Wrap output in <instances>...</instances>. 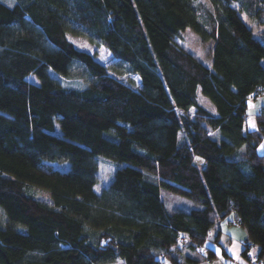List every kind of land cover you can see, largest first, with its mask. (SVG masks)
<instances>
[{"label":"trees","instance_id":"16d2710c","mask_svg":"<svg viewBox=\"0 0 264 264\" xmlns=\"http://www.w3.org/2000/svg\"><path fill=\"white\" fill-rule=\"evenodd\" d=\"M209 2L0 0V264L211 262L209 241L227 257L210 234L230 214L242 256L256 246L264 262V108L246 126L264 88V0ZM186 29L211 43L209 65ZM67 34L106 48L108 65ZM98 156L124 165L96 193ZM161 189L197 207L168 212Z\"/></svg>","mask_w":264,"mask_h":264},{"label":"rangeland","instance_id":"374dc122","mask_svg":"<svg viewBox=\"0 0 264 264\" xmlns=\"http://www.w3.org/2000/svg\"><path fill=\"white\" fill-rule=\"evenodd\" d=\"M7 5H11L13 0H1ZM201 2L207 6H209L210 2L209 0H201ZM255 29L257 26L252 20H247ZM181 44L183 47L192 53L199 61H201L203 64L209 65L211 60V43L202 41L194 32H192L190 29H186L181 34ZM67 39L79 50L88 52L90 54H93L95 59L100 62L102 65L107 66L108 63L111 60V54L110 52L102 47V46H96L91 43H89L85 38L81 36H75L71 34H67ZM58 76V75H57ZM59 77V76H58ZM36 80V78H33ZM134 83L131 84L133 87L139 86V78L138 76H133ZM121 80L124 83H128L126 78H121ZM36 82H38L36 80ZM62 84H64L68 88H77L81 89L83 88L86 83L83 80H62ZM197 100L200 105L205 107L208 111L214 112V107L212 103L203 96L200 92H198ZM251 106L248 110L247 117L249 120L254 119V112L252 111L253 107V101L250 102ZM246 121V125L249 128L252 124L250 121ZM249 124V125H248ZM55 133L57 135H60V131L58 127L56 128ZM261 150V146L259 147ZM194 162L197 164L200 162V159L198 157H194ZM54 167L66 170L69 168V163H59V162H53L52 163ZM97 182L94 185L93 189L96 193H99L103 188L107 187L108 184L111 182L115 170L124 165V163H119L117 161L111 160L109 158H106L104 156H98L97 157ZM33 195L43 201V202H49V194L47 191L39 189V188H33L32 189ZM160 197L163 202L164 207L168 212H172L175 210H183V211H189L191 209L196 208L197 206L193 204L190 200L181 197L176 194H172L166 190L161 189L160 190ZM235 217L233 214H230L226 219L220 221L212 230H211V237L210 240H212L217 233L218 228L221 230L220 234V244L221 246L228 251L233 259L232 264H238L235 257L240 252V247L242 243L247 240V235L245 229L238 223H234ZM234 224H233V223ZM8 225V221L6 219V216L3 212V210L0 207V227H5ZM208 243H211L210 241ZM215 250V249H214ZM257 247L252 246V252H256ZM227 260L223 258L220 254H215V256L212 258L211 262L202 261L200 264H226ZM114 264H120V263H114ZM165 264H169L167 261H165Z\"/></svg>","mask_w":264,"mask_h":264},{"label":"crops","instance_id":"0c3cea01","mask_svg":"<svg viewBox=\"0 0 264 264\" xmlns=\"http://www.w3.org/2000/svg\"><path fill=\"white\" fill-rule=\"evenodd\" d=\"M251 101H253V107H252V111L254 112V116L262 109V108H264V95H262V96H256V97H251L250 99H249V101H248V110L250 109V106H251V104H250V102ZM211 113H215V109H214V112H211ZM249 120V118L247 117V120L246 121H248ZM252 124L250 125V127L248 128L249 130H253V129H256V120H255V117H254V119H251V120H249ZM249 125V124H248ZM247 126V125H246ZM261 146V150H259L260 147ZM258 152L259 153H262V154H264V140H263V142L258 146ZM220 239V238H219ZM220 242V241H219ZM211 246H213L211 249L212 250H214V252L216 253V254H220L221 255V252H220V247H218V246H216V245H214V244H210V247ZM242 249H243V243H242V245H241V247H240V252H239V254L237 255V257H235V259L237 260V263L238 264H245V259H244V257L242 256ZM226 251V250H225ZM254 253V252H253ZM256 253V252H255ZM226 254H227V257L225 258V257H223V258H225L226 260H227V262H226V264H232V259H233V257H232V255L228 252V251H226Z\"/></svg>","mask_w":264,"mask_h":264},{"label":"built area","instance_id":"2783aa9c","mask_svg":"<svg viewBox=\"0 0 264 264\" xmlns=\"http://www.w3.org/2000/svg\"><path fill=\"white\" fill-rule=\"evenodd\" d=\"M257 94L258 96L264 95V88L258 91ZM181 242L184 243V238H181ZM210 244L212 243H207L206 245L209 248H212L213 246L210 247ZM244 249L245 251H244L243 257L245 259V264H264V262L258 259L257 255L252 252L250 245L244 246Z\"/></svg>","mask_w":264,"mask_h":264},{"label":"snow or ice","instance_id":"6c2138e0","mask_svg":"<svg viewBox=\"0 0 264 264\" xmlns=\"http://www.w3.org/2000/svg\"><path fill=\"white\" fill-rule=\"evenodd\" d=\"M211 235V234H210Z\"/></svg>","mask_w":264,"mask_h":264}]
</instances>
